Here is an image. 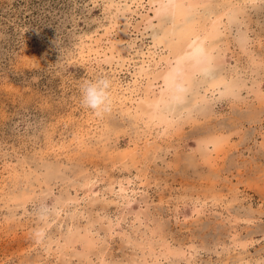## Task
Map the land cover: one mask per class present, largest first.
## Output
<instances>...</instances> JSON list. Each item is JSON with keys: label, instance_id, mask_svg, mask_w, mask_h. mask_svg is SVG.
Listing matches in <instances>:
<instances>
[{"label": "rangeland", "instance_id": "rangeland-1", "mask_svg": "<svg viewBox=\"0 0 264 264\" xmlns=\"http://www.w3.org/2000/svg\"><path fill=\"white\" fill-rule=\"evenodd\" d=\"M154 5L0 0V264H264V0H185L151 27ZM218 15L226 84L188 72L154 115L141 99L185 45L160 35ZM101 74L97 117L78 85Z\"/></svg>", "mask_w": 264, "mask_h": 264}, {"label": "bare ground", "instance_id": "bare-ground-1", "mask_svg": "<svg viewBox=\"0 0 264 264\" xmlns=\"http://www.w3.org/2000/svg\"><path fill=\"white\" fill-rule=\"evenodd\" d=\"M152 1V0H151ZM121 2V1H120ZM125 2V1H124ZM123 2V3H124ZM180 2L185 3V0H153V3L155 4L154 6V13L155 15L148 20V24L152 27L153 26V21H155V19L158 20H162L165 17H174V18H180L179 14L181 12L180 9ZM192 2V1H191ZM203 2V1H202ZM126 3V2H125ZM190 3V2H189ZM215 3V2H214ZM110 5V4H109ZM118 5V4H116ZM227 5V4H226ZM114 6V4H113ZM125 6V5H123ZM127 6V5H126ZM131 6V5H130ZM128 7V6H127ZM220 7V6H219ZM189 8V7H188ZM126 9V8H125ZM129 9V8H128ZM185 9V8H184ZM198 9V8H197ZM212 9V8H211ZM204 10V9H203ZM120 11V10H119ZM126 10H124L125 12ZM191 11V10H190ZM194 11V10H193ZM128 12V11H127ZM153 12V11H152ZM187 12V11H186ZM207 12H210L209 9H205L204 11H201V17L204 16V14ZM216 13V12H215ZM119 14V13H118ZM190 14V13H187ZM198 14V13H197ZM121 15V14H120ZM184 15V14H183ZM213 15V13H212ZM222 15V14H221ZM148 16V15H147ZM197 16V15H196ZM120 17V16H119ZM189 18V20H191V16H187ZM193 17V16H192ZM195 17V15H194ZM193 17V18H194ZM199 17V16H198ZM215 17V16H214ZM230 17V16H229ZM192 18V19H193ZM183 19V18H182ZM186 19V18H185ZM199 19V18H198ZM205 19V18H204ZM208 19V18H207ZM225 19V18H224ZM174 20V19H173ZM188 20V19H186ZM195 20V19H194ZM210 20V19H208ZM222 18L221 16H216L214 20L211 21L210 24V28L211 30H206V28L204 27V32H202V34H197L196 30H192V28L190 27H186L182 28L181 25V29L177 30L172 27L165 35H163V37H161L158 39L160 42H164L165 45L168 44L170 46H172L171 44V38L170 35L176 34L179 35V40L180 43L177 46H180L185 42V45L183 47H181V49H177V55L175 56V58L170 61V64L166 71V74L163 76L164 78V87L162 89V93L161 96L159 98H157L156 100L152 99V97L146 96L145 99H141V102L145 103V105L148 106L149 109H153L152 113L158 114L161 113L163 114V112H161L162 110H167V111H172L171 114H173V111L176 109V107L184 105L183 103V98L185 96V94H183L181 92V89L184 87V83L181 81V79L185 82L187 81L188 76V72H190V74L192 75V80L194 79V76H199V78H202L203 80H211V79H215V82H212V86L215 85H222V84H226V82L223 79H220V77H216V75L219 73L217 72V68L213 67V54H212V41L214 40L215 37H217V35H220V28L219 25L221 24ZM237 20V19H236ZM121 21H124L123 19ZM165 21V20H164ZM162 20V22H164ZM176 21V20H175ZM200 21V20H199ZM203 21V20H202ZM226 21V20H225ZM160 22V21H159ZM184 22V21H183ZM196 22V21H195ZM166 23V22H164ZM170 23V22H169ZM178 23V22H177ZM185 24H187V22H184ZM210 23V22H209ZM227 23V22H226ZM145 24V23H144ZM160 24V23H159ZM171 24H173V22H171ZM176 24V23H175ZM174 24V25H175ZM181 24V23H180ZM206 24V22H205ZM238 24V23H237ZM184 25V24H183ZM190 25V24H189ZM228 25V24H227ZM148 27V25H146ZM144 26V27H146ZM201 26V25H200ZM230 26V25H229ZM158 27V25H157ZM171 27V26H170ZM193 27V26H192ZM195 27V26H194ZM208 27V26H207ZM197 28V27H196ZM199 28V27H198ZM230 28V27H229ZM148 29V28H147ZM145 30V29H144ZM161 30V29H160ZM230 30V29H229ZM228 30V32H229ZM163 31V30H162ZM158 32V31H157ZM164 32V31H163ZM200 32V31H199ZM161 33V31H160ZM159 34V32H158ZM192 35V36H191ZM105 36V35H104ZM226 36V35H225ZM157 37H159V35H157ZM174 37V36H173ZM220 38V37H219ZM223 37H222V42L223 41ZM153 40V39H152ZM216 41V40H215ZM214 41V42H215ZM111 42V41H110ZM177 43V41H175ZM174 42V43H175ZM211 42V43H210ZM115 44V43H114ZM156 44V43H155ZM217 45V44H216ZM219 45V44H218ZM228 45V44H227ZM89 46V45H88ZM116 46V45H114ZM158 46V45H157ZM118 47V46H117ZM169 47V46H168ZM178 48V47H176ZM221 48V47H220ZM112 49V48H111ZM114 49V48H113ZM168 49V48H167ZM100 50V49H99ZM97 50L96 54L101 56L102 53ZM102 50V49H101ZM119 50V49H118ZM149 50V49H147ZM170 50V49H169ZM112 51V50H111ZM119 52V51H118ZM95 54V53H94ZM152 54V53H151ZM173 54H176L173 52ZM172 55V54H170ZM153 56V55H152ZM169 56V55H168ZM108 57V56H107ZM157 57V56H155ZM166 57V56H165ZM111 58V57H110ZM115 58V57H114ZM167 58V57H166ZM109 59V58H108ZM118 60V59H116ZM165 60V59H164ZM111 61V60H110ZM155 62V59L153 60ZM152 61V62H153ZM161 61V60H160ZM166 62V61H165ZM168 62V61H167ZM151 64V62H150ZM159 64V63H158ZM143 65V64H142ZM166 65V64H165ZM155 66V65H153ZM162 66V65H161ZM158 67V66H157ZM164 67V66H163ZM161 67V69L163 68ZM152 68V67H151ZM237 69V68H236ZM139 70V69H138ZM144 72L146 73L148 71L147 67H145L143 65V67L140 68L139 72ZM219 71V70H218ZM154 73V72H153ZM161 73V72H160ZM158 74V73H157ZM220 74V73H219ZM143 75V74H142ZM152 75V74H151ZM221 75V74H220ZM140 76V74H139ZM148 77V75H147ZM154 77V76H153ZM156 77V76H155ZM154 77V78H155ZM161 77V76H160ZM181 77V79H180ZM196 78V77H195ZM158 78H155L156 81ZM148 80V79H147ZM190 80V79H189ZM197 81V78L196 80ZM194 81V82H195ZM152 82V81H151ZM198 82V81H197ZM209 82V81H208ZM206 83V82H205ZM203 83V84H205ZM152 84V83H151ZM163 84V83H162ZM208 84V83H206ZM154 85V84H153ZM211 85V84H210ZM149 87V85H147ZM187 86V85H186ZM116 87V86H115ZM147 87V88H148ZM217 87V86H216ZM152 88V87H151ZM145 89V88H144ZM158 89V88H157ZM196 89V88H195ZM150 90V89H149ZM173 90H176V95L177 97H175L176 95H174ZM192 90V89H191ZM148 91V89H147ZM155 91V90H154ZM161 92V90H159ZM185 91V90H184ZM187 91V90H186ZM149 92V91H148ZM152 92V91H150ZM158 92V91H157ZM189 92V91H188ZM197 92V91H196ZM154 93V92H153ZM186 93V92H185ZM156 94V93H155ZM201 95V94H200ZM143 96V95H142ZM156 97V96H155ZM186 97V96H185ZM201 98V97H200ZM138 100V99H137ZM196 100V99H195ZM119 101V100H118ZM134 101V100H133ZM132 102V101H131ZM136 102V101H134ZM140 104V102L138 103ZM196 104V103H195ZM137 105V104H136ZM178 105V106H177ZM145 107H141V109ZM138 109V108H137ZM143 109V110H144ZM129 111V110H128ZM165 112V111H164ZM149 113V112H148ZM151 113V112H150ZM145 114H147V112H145ZM165 115V113H164ZM163 115V116H164ZM168 115V114H167ZM178 120V119H177ZM171 123V122H170Z\"/></svg>", "mask_w": 264, "mask_h": 264}, {"label": "clouds", "instance_id": "clouds-1", "mask_svg": "<svg viewBox=\"0 0 264 264\" xmlns=\"http://www.w3.org/2000/svg\"><path fill=\"white\" fill-rule=\"evenodd\" d=\"M79 98L83 108L97 117L108 113L112 107V80L104 74L79 83Z\"/></svg>", "mask_w": 264, "mask_h": 264}]
</instances>
